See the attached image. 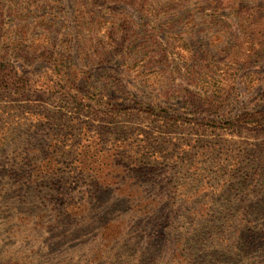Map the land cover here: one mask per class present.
<instances>
[{
    "label": "rangeland",
    "instance_id": "obj_1",
    "mask_svg": "<svg viewBox=\"0 0 264 264\" xmlns=\"http://www.w3.org/2000/svg\"><path fill=\"white\" fill-rule=\"evenodd\" d=\"M126 1L0 0V264H264V0Z\"/></svg>",
    "mask_w": 264,
    "mask_h": 264
},
{
    "label": "trees",
    "instance_id": "obj_2",
    "mask_svg": "<svg viewBox=\"0 0 264 264\" xmlns=\"http://www.w3.org/2000/svg\"><path fill=\"white\" fill-rule=\"evenodd\" d=\"M123 1L127 2L126 0H123ZM17 36H18V38H17ZM17 36L11 37L10 41H12V43H15L12 48L19 49L18 51L16 50L13 53L15 55H20V53L22 52L21 51L22 49H20V47H19L20 46V41H27V39L26 38H22V36H19V35H17ZM5 49H6L5 50L6 52H4V54L2 56H6L7 54H9V50L11 49V47H5ZM13 50H15V49H13ZM154 52L156 54H161L165 58H167V56H168L167 50H162V49L158 50V49H156ZM138 53H140V52H138ZM244 63H246V61H244ZM213 67H216V66H213ZM14 71H15V67L12 64L1 65L0 66V87H3L5 85H7V81H8V79H10L11 75H13ZM186 72L191 75L190 78H189L191 84H193L195 86H199L201 84H205L206 85L205 88H208V90H204V91L210 92L209 94H206L204 96V98H201V96L203 95V94H201V92H197V94H198L197 96L192 94L186 100L190 101L189 103H191L192 106L194 108L196 107L197 109H201V107L204 108V105H205L206 109L208 111L216 113L215 115L217 117H219L220 116L219 111H221V107H220L221 103H220L218 95H217L218 86L216 84H217L218 80L213 75V72L209 69L208 66H202V65H198L197 68L193 67L192 69L188 66V69H187ZM260 115H261L260 113L247 114L246 117H244V116L243 117H239L237 119V122H239V123L243 122V124H245V125L247 124V125H251V126H259V124L261 123V119L259 118ZM213 123L215 124L214 127L218 128V127H223V125L226 124L227 122H226V118L225 117H221L220 116L219 118L214 119ZM218 124H219V126H218ZM116 141L119 142L118 146H123V147L124 146H128L126 144V142L124 141V139H121V140L116 139ZM125 157H126L127 160H129L128 157H131V155L128 156V157L127 156H125ZM150 157H152V155L149 156V158ZM117 160H116V165L117 166H116L115 169L124 168L125 166H127V164L121 163V162H124L123 160H121V159H117ZM131 162H135V160H133ZM140 165H142V163ZM144 166H145L144 170H142V171H145V172L149 171L151 173L154 170L155 164H153V163L150 164L148 162V165H144ZM133 168H134L133 169V173L140 172V170H141L139 168V166H136V165L133 166ZM145 172H143V173H145Z\"/></svg>",
    "mask_w": 264,
    "mask_h": 264
}]
</instances>
